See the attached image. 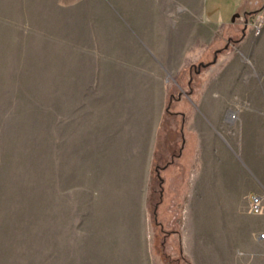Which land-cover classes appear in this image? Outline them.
Returning a JSON list of instances; mask_svg holds the SVG:
<instances>
[{
    "label": "crops",
    "instance_id": "0c3cea01",
    "mask_svg": "<svg viewBox=\"0 0 264 264\" xmlns=\"http://www.w3.org/2000/svg\"><path fill=\"white\" fill-rule=\"evenodd\" d=\"M101 7L104 14L89 20L96 41L87 52L123 57L92 64L80 110L93 119L96 166L115 201L104 208L107 221L79 224L89 234L58 262L141 263L148 231L134 218L148 211L158 133L173 98L167 75L212 49L216 61L186 96L185 140L161 165L163 193L182 200L179 243L192 264H264V208L248 207L254 194L264 205V95L246 89L264 87V27L254 34L251 23L264 17V0H102ZM230 111L240 125H231Z\"/></svg>",
    "mask_w": 264,
    "mask_h": 264
},
{
    "label": "rangeland",
    "instance_id": "374dc122",
    "mask_svg": "<svg viewBox=\"0 0 264 264\" xmlns=\"http://www.w3.org/2000/svg\"><path fill=\"white\" fill-rule=\"evenodd\" d=\"M101 4L0 0V264H62V251L89 234L79 224L109 218L102 214L115 199L96 166L93 119L80 110L92 64L123 57L87 52L96 41L88 38L95 25L89 20L104 14ZM212 58L211 49L167 75L173 98L160 125L148 211H136L134 218L148 231L140 264H192L179 243L182 200L164 196L161 165L181 149L190 110L186 96L211 64L202 63ZM246 89L264 95V87ZM236 115L228 114L232 126L240 125Z\"/></svg>",
    "mask_w": 264,
    "mask_h": 264
},
{
    "label": "built area",
    "instance_id": "2783aa9c",
    "mask_svg": "<svg viewBox=\"0 0 264 264\" xmlns=\"http://www.w3.org/2000/svg\"><path fill=\"white\" fill-rule=\"evenodd\" d=\"M252 29L254 34H260L264 27V17L259 19H251ZM232 116V115H231ZM249 211L253 213H260L264 205L262 203V199L259 195H252L249 200ZM260 237H264V233H259Z\"/></svg>",
    "mask_w": 264,
    "mask_h": 264
},
{
    "label": "water",
    "instance_id": "95a60500",
    "mask_svg": "<svg viewBox=\"0 0 264 264\" xmlns=\"http://www.w3.org/2000/svg\"><path fill=\"white\" fill-rule=\"evenodd\" d=\"M216 58H217V51L214 52V55H213V58L210 62H206V63H202L203 66H207L209 65L210 63H213L216 61ZM201 65V64H200Z\"/></svg>",
    "mask_w": 264,
    "mask_h": 264
},
{
    "label": "trees",
    "instance_id": "16d2710c",
    "mask_svg": "<svg viewBox=\"0 0 264 264\" xmlns=\"http://www.w3.org/2000/svg\"><path fill=\"white\" fill-rule=\"evenodd\" d=\"M256 12H257V11L246 12V15H248V14H250V15H255ZM166 111H167V112L169 111V106H167ZM158 134L160 135V131H159ZM158 142H159V138H158ZM156 158H157V157H156ZM155 164H156V161H155L154 165H155Z\"/></svg>",
    "mask_w": 264,
    "mask_h": 264
}]
</instances>
